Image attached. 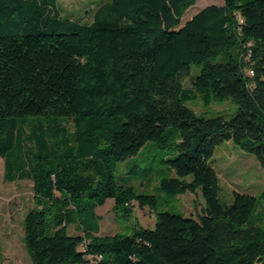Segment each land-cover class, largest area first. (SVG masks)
Segmentation results:
<instances>
[{"label": "trees", "instance_id": "1", "mask_svg": "<svg viewBox=\"0 0 264 264\" xmlns=\"http://www.w3.org/2000/svg\"><path fill=\"white\" fill-rule=\"evenodd\" d=\"M197 1L104 0L86 22L58 0H0V157L6 180L33 181V264L264 263V228L249 225L258 198L234 190L223 203L209 164L232 141L264 168V0H223L182 21ZM196 98L231 99L238 111L200 115L187 105ZM44 117H69L74 131L56 122L66 132H52ZM148 141L177 151L161 190H200L204 213L159 211L154 228L103 235L97 208L108 199L127 218L135 203L157 208L156 195L114 175Z\"/></svg>", "mask_w": 264, "mask_h": 264}, {"label": "rangeland", "instance_id": "2", "mask_svg": "<svg viewBox=\"0 0 264 264\" xmlns=\"http://www.w3.org/2000/svg\"><path fill=\"white\" fill-rule=\"evenodd\" d=\"M104 0H58L57 6L63 15L69 18H78L81 21H91L93 10ZM223 0H198L184 14L185 16L210 5H222ZM199 68L194 66L192 75L185 78L184 84L191 88L193 78L198 74ZM198 114L207 117L222 115L233 117L238 106L231 100H213L206 104L202 99L196 98L187 102ZM44 124L50 123L52 132L61 135L66 132L59 126L62 124L69 131H74V122L69 117L41 118ZM41 132L42 129L38 128ZM177 154L173 148H162L153 141L146 142L139 152L118 162L114 175L120 185L133 186L138 193L154 194L157 196V208L149 206L140 207L135 203V211L129 218L117 215L114 210L112 198L97 208L100 215V233L103 235L132 232L135 223L147 228H154L157 221V212L169 211L184 214L198 219L205 209V200L200 190L188 191L177 197L167 196L160 188L163 178L175 176V172L166 162ZM209 164L217 171L219 176V198L223 203L234 200V190L248 193L258 198V206L249 221V225H259L264 228V168L261 167L257 157L249 153L232 141L220 144ZM5 160L0 157V264H33L32 258L26 248L24 240V219L30 209L35 207L33 181L22 179L15 182L4 180ZM74 234H82L76 226L70 228ZM264 264V263H263Z\"/></svg>", "mask_w": 264, "mask_h": 264}, {"label": "built area", "instance_id": "3", "mask_svg": "<svg viewBox=\"0 0 264 264\" xmlns=\"http://www.w3.org/2000/svg\"><path fill=\"white\" fill-rule=\"evenodd\" d=\"M248 73H249V75L252 76V75H254V70H253L252 68H249V69H248Z\"/></svg>", "mask_w": 264, "mask_h": 264}, {"label": "crops", "instance_id": "4", "mask_svg": "<svg viewBox=\"0 0 264 264\" xmlns=\"http://www.w3.org/2000/svg\"><path fill=\"white\" fill-rule=\"evenodd\" d=\"M4 180L7 181V182H15V181H17V180H14V181L6 180V179H5V174H4ZM19 180H20V179H19ZM113 200H114V199H113ZM107 201H108V200H107Z\"/></svg>", "mask_w": 264, "mask_h": 264}]
</instances>
